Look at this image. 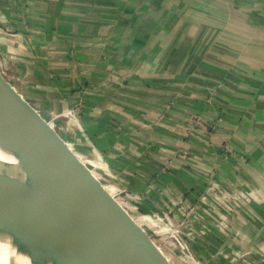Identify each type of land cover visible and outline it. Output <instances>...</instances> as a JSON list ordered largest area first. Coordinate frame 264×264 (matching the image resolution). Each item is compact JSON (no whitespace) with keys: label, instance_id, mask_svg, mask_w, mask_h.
Here are the masks:
<instances>
[{"label":"crops","instance_id":"0c3cea01","mask_svg":"<svg viewBox=\"0 0 264 264\" xmlns=\"http://www.w3.org/2000/svg\"><path fill=\"white\" fill-rule=\"evenodd\" d=\"M0 55L191 264H264V0H0Z\"/></svg>","mask_w":264,"mask_h":264},{"label":"water","instance_id":"95a60500","mask_svg":"<svg viewBox=\"0 0 264 264\" xmlns=\"http://www.w3.org/2000/svg\"><path fill=\"white\" fill-rule=\"evenodd\" d=\"M0 135L23 167L39 264H167L147 233L138 240L117 199L1 68Z\"/></svg>","mask_w":264,"mask_h":264},{"label":"bare ground","instance_id":"6f19581e","mask_svg":"<svg viewBox=\"0 0 264 264\" xmlns=\"http://www.w3.org/2000/svg\"><path fill=\"white\" fill-rule=\"evenodd\" d=\"M26 205L22 164L0 135V264H39Z\"/></svg>","mask_w":264,"mask_h":264},{"label":"rangeland","instance_id":"374dc122","mask_svg":"<svg viewBox=\"0 0 264 264\" xmlns=\"http://www.w3.org/2000/svg\"><path fill=\"white\" fill-rule=\"evenodd\" d=\"M0 58H2V56L0 55ZM3 71V73L5 74V76L8 78V80L11 79V74L7 73L6 70H4L3 67H0ZM12 81V79H11ZM15 85L20 86V84H18V82H14ZM25 89L27 90V86L28 85H24ZM28 103H30L32 106L33 104L35 105H41V103H39L38 101L34 102V99L32 98V102L28 99H26ZM34 102V103H33ZM42 112H44L42 110ZM44 114V113H42ZM48 118V121L53 119V116L50 115ZM55 119V118H54ZM65 119V118H63ZM63 119H60L63 121ZM59 120V121H60ZM59 121L56 120V124H59ZM59 128V127H58ZM58 132V131H57ZM59 134V132H58ZM75 155L76 157L80 160V162L82 163V165L84 166V168H86L87 170H90L92 174H94L96 176V178L98 179V176L100 178L105 179V175L104 171H99V162L95 161V163L92 161H84L83 159H81L80 157L82 156V152L79 151L77 148L74 149H70ZM79 154L81 155L79 157ZM98 155V154H97ZM97 158L101 159L100 156H98ZM95 160V159H94ZM101 182V185H103V187L105 189L107 188V183L105 184V181H101L100 179H98ZM109 187V186H108ZM119 202V205L121 206V213L123 215V217L126 216V220L128 222L132 223V231L135 233V235L137 236L138 240L141 242H143V237L144 235L147 233V235H149V238L153 241V243L158 246L163 253L166 256V262L167 264H191L187 258L186 255H184V250L182 248V246L176 242L173 241L172 239L170 240V238L172 237V235L168 232L169 229L166 227H159V224L157 223L155 218H151V219H147L144 220L142 219V215L139 211L140 208H138L137 206L140 204V200H133V206H131V198L128 197L125 198V196H117L116 195V199ZM131 202V203H130ZM135 202V203H134ZM128 204V205H127ZM125 212V213H123ZM126 214V215H125ZM146 219V218H145Z\"/></svg>","mask_w":264,"mask_h":264}]
</instances>
